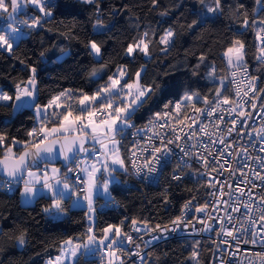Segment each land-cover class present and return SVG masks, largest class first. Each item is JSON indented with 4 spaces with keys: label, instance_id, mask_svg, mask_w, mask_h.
Instances as JSON below:
<instances>
[{
    "label": "trees",
    "instance_id": "obj_1",
    "mask_svg": "<svg viewBox=\"0 0 264 264\" xmlns=\"http://www.w3.org/2000/svg\"><path fill=\"white\" fill-rule=\"evenodd\" d=\"M53 2L63 6L53 8L51 18H43L42 13L27 4L24 13L15 19L26 35L10 53L0 49V90L9 95L15 93L17 84L26 85L32 67L37 68L41 104L64 90H72L73 95H79L81 90L94 93L119 67L132 79L143 68L142 83L154 88V92L135 113L133 122L136 127H142L158 113H167V104L182 103L186 111L191 102L183 100L185 94L216 97V92L221 90L218 81L221 78H226L222 95L230 96L223 53L237 40L245 46L244 62L252 74L261 80L264 78V62L258 58L255 28L256 22L264 27L261 23L264 0L260 3L220 0L219 5L216 0H156L155 3L153 0H96L91 5L82 0ZM209 8L216 9L213 16ZM37 15L41 17V26L30 28L21 23ZM7 16L2 14L0 19L6 25L11 20H7ZM98 20L108 28L95 32ZM202 20L208 23H199ZM1 21L0 35L4 34L6 26H2ZM245 24L248 27H244ZM168 30H172L174 36L171 44L165 46L159 40ZM140 39L149 42L150 55L146 57L139 50L127 55L126 47ZM91 41L101 47L99 60L88 47ZM202 56L204 60L200 59ZM209 69H214L216 80L209 79ZM93 72L97 75L93 76ZM35 123L32 109L13 114L10 107H0V131L10 137L31 139L26 132ZM121 148L123 154H129L127 141L122 142ZM60 167L63 170V166ZM118 176L129 186L111 189L110 200L115 202V209L96 211L94 225L98 237L103 227L113 224H123L124 230L130 233L133 220L147 222L149 226L165 225L180 214L186 201L204 202V179L172 181L169 169H165L157 185L149 186L137 181L129 170ZM102 200L97 199L95 210ZM71 203L72 200L62 201L61 207L67 216L54 219L51 212L43 211L54 209L52 198L40 196L33 205L24 206L21 188L9 194L0 186V264H46L60 256L64 239L86 242L87 211L72 209ZM21 235L25 238L23 246L17 242ZM193 251L198 253L199 264L211 263L213 245L210 241L172 239L150 248L141 264H196L190 258ZM122 259L125 264H135L129 261L126 249ZM80 264H103V260L82 256Z\"/></svg>",
    "mask_w": 264,
    "mask_h": 264
},
{
    "label": "snow or ice",
    "instance_id": "obj_2",
    "mask_svg": "<svg viewBox=\"0 0 264 264\" xmlns=\"http://www.w3.org/2000/svg\"><path fill=\"white\" fill-rule=\"evenodd\" d=\"M87 4H95L96 0H82ZM155 3L156 0H153ZM220 0H216L219 5ZM28 5L33 6L38 13H43L44 17L51 18L53 16L52 9L62 7V4L54 3L53 0H26ZM260 3V0H257ZM18 10L23 11L21 0H0V14H8V18L15 20L16 17L12 15ZM209 12H215V8H209ZM25 26L36 28L41 26V17H30L29 20L22 21ZM193 22V26L195 25ZM201 24L208 23L207 20L199 21ZM264 24V21H261ZM97 27H102V23L98 20ZM244 27H248L247 24ZM12 33L19 35L21 29L18 27L11 28ZM147 37L148 33H144ZM174 33L172 30L160 38L159 43L167 45L171 41ZM257 39L264 44V27H260L257 31ZM0 47L5 51L11 52L13 43L7 35H0ZM91 52L97 57L101 55V47L97 42L91 41L88 45ZM244 44L237 40L232 47L227 48L223 55L227 58L229 66L239 68L244 61ZM139 50L146 57L149 53V42L144 39L134 41L126 47V54L132 55ZM166 50V49H165ZM264 54V47L261 48ZM66 55V53H64ZM43 56V53H41ZM204 60L205 57H201ZM246 68V65H244ZM134 74L132 77L125 78L127 72L123 67L117 68L116 72L112 73L107 82L96 89L94 93H87L80 91L79 95H73L72 90H64L58 94L49 97L46 103L41 104L38 99L37 92V68H31V78L27 80V87L16 85V91L13 95L0 90V107H10L13 114L22 111L25 108L34 110V118H38L33 127L26 132V136L31 139L20 140L15 137H10L7 133L0 131V174L8 177L7 180L0 183V186H8L9 189L13 184L22 185V197L26 202H32L37 196L48 195L52 198V207L57 209L55 218H61L64 210L61 207V202L65 200H72L74 207L86 209L88 213V227L85 231L87 240L84 243L78 242L76 238L64 239L62 241L64 247L60 249L61 255L53 260H49L46 264H67L71 260L72 264H80V257L94 256L100 254L105 264H125L122 256L125 254L127 245L135 243L133 236L124 230L123 224L120 225H107L101 229V234L98 237L94 225V199L99 195H106L111 199V192L109 187L111 184L118 183L117 175L120 172H128V162H131V167L137 176H148L157 172V166L161 164L166 154H170L171 149L168 147L157 148L152 146L153 155L151 159H145L143 164L137 165L136 158L138 153L133 149L130 154H122L121 138L129 129L136 128L133 120L137 110L147 103L150 95L153 94L154 88L148 87L142 83L141 72ZM233 72V77L236 76ZM93 76L97 73L93 72ZM123 81V83H122ZM243 81H240L242 83ZM223 82H221V90L216 92L215 101H210L206 97H201L198 93L189 95L185 94L184 101L201 100L205 104H210V108H198L195 104H191L192 109L199 113V116H193L188 120L187 116H173L171 109H174L176 114L182 112L184 105L182 103H175L165 105L169 109L167 113H158L155 120L149 121V126L143 128H136L135 135L141 132H152L160 138L162 143H165L164 136L155 132L154 129L168 128V131L174 133V137L168 139L166 144L171 145L177 140H181L182 136L177 134L180 130L179 127H171L168 123L169 119L177 122L179 125H185L188 131L184 132V136H196V125L201 123L202 117L214 116L217 111L221 116L215 120L216 129L224 124L223 113L236 114L241 119L232 121L233 126L227 128V133L230 135L235 131V125L240 124L241 128L247 127L243 124V118L250 116L244 109L246 100L241 98V91L238 88L236 91V99H230L228 95H222ZM249 91L256 92L254 84L249 82ZM249 91H244L243 96L248 97ZM264 95V89L260 90ZM119 100L117 104L116 101ZM222 105H230V107L223 108ZM234 105V106H231ZM237 108L240 109L237 112ZM255 109V105H252ZM261 114L264 115V109H261ZM163 120L164 123H158ZM198 131L203 133L204 136L211 139L213 132L208 130V125L201 124ZM132 134V133H129ZM221 145H225L218 155L223 159L224 153L227 152L228 145L221 137H217ZM217 140H212L211 143L215 144ZM91 141V146H89ZM148 143L152 144V136L148 137ZM98 145V147H97ZM19 146V147H17ZM204 150L212 155L209 145H202ZM127 147L126 145L124 146ZM141 147L140 145L137 146ZM192 147H195L193 145ZM243 153L247 155V150L242 149ZM264 151V148H261ZM98 153V155H97ZM83 154V155H81ZM199 155V154H197ZM229 155H233L229 153ZM239 155V154H235ZM199 159L203 165L207 166L210 162L206 157L200 156ZM260 160V167L264 169V158L256 157ZM56 161L63 162V171L60 167L53 166L48 170L49 164H54ZM219 163V161H217ZM225 163L227 161L225 160ZM223 168V164L220 165ZM145 169L147 171L145 172ZM213 170H216L213 168ZM230 170V169H229ZM71 174V175H70ZM243 176L244 173L241 172ZM256 177L264 181V174L260 172L255 173ZM173 179L180 180L179 175H174ZM248 183V181H244ZM83 185V187H80ZM257 187L256 185H252ZM231 188V185H229ZM46 190V191H45ZM239 195L235 197L234 203L239 204L240 196L248 195L249 201L243 202V207L247 210L244 223L248 227H232L228 228L224 225V218H220L221 228L219 234L231 237L232 240L240 242L238 233L241 235L249 234L248 239H244L245 244L252 243L264 245V208H261L262 215L259 217V223L251 215L254 207L252 200L254 199L250 191H245L243 188L236 190ZM229 196L233 194L227 193ZM215 195V194H214ZM224 195L220 193L221 199ZM74 198V199H73ZM261 205H264V191L259 197ZM225 208L231 207L232 212L239 213L240 207H233L231 204H225ZM208 204L203 207H197L195 211L207 213ZM186 211L189 206L184 205ZM44 212H50L49 208L43 209ZM229 224H240V218H234L231 214L226 217ZM132 225L136 232L142 231L138 226L139 221L133 220ZM174 223H183V217L177 218ZM200 223H205L200 220ZM159 227V226H157ZM144 228L147 229V222H144ZM151 231L152 229H148ZM167 229H165L166 231ZM209 230V229H205ZM176 231V229H173ZM257 237H261L257 241ZM159 237H157L158 239ZM18 244L23 246L25 238L23 235L18 237ZM223 243L227 244L225 240ZM141 260L144 259L139 252L135 253ZM254 255L260 257L262 264H264V253H255ZM192 260L199 264L198 253L193 251L190 257Z\"/></svg>",
    "mask_w": 264,
    "mask_h": 264
},
{
    "label": "built area",
    "instance_id": "obj_3",
    "mask_svg": "<svg viewBox=\"0 0 264 264\" xmlns=\"http://www.w3.org/2000/svg\"><path fill=\"white\" fill-rule=\"evenodd\" d=\"M1 25H6L5 21H1ZM15 27L20 28V24ZM264 44L258 39V58L264 62V54L261 52V48ZM224 61L227 68L228 81L230 84V99H236V91L239 88L241 91V98L246 100L247 103L244 105V109L250 116L243 118V124L247 127L241 128L240 124L235 125V131L230 135L227 133V128L232 127V121L241 119L236 114L223 113L224 124L219 126V130L216 129L215 120L221 116V113L217 111L214 116H207L206 114L202 117L201 123L197 124L196 136H184L183 133L188 131L187 121L185 125H179L176 121L169 119L168 123L171 127H179L177 134L182 136L181 140H177L175 143L168 145L166 141L174 137V133L168 131V128L160 129L157 127L154 129L155 132H159L164 136L165 143H162L160 138L150 132H141L138 136L135 135L136 128H143L149 126V121L142 127H136L126 131L125 135L121 138L122 142L127 141L129 145V154L133 149L137 150L138 158H136L137 165L143 164L145 159H151L154 154L152 146L157 148L168 147L171 149L170 154H166L161 164L157 166V172L148 176H137L131 167L129 162V172L137 180L149 186H156L160 177L165 169H169V175L172 181L180 182L187 180L204 179V202L199 201H186L184 205L189 206V210L184 209V205L180 211V214L174 218L171 222L165 225L149 226L144 228V223L140 222L139 227L142 229L140 232L134 230V226L130 227V234L133 236L135 241L132 245L126 246L127 255L130 262L135 264H141V259L135 255L139 252L141 256L153 246L161 244L172 239H195V240H206L210 241L213 245L212 259L210 264H262L260 257L254 255L255 253H264V245L243 242L244 239H248L249 234L241 235L238 233L240 242L232 240L231 237L219 234L221 223L220 218H224V225L228 228L232 227H248L249 225L244 223L245 215L247 210L243 207V202L249 201V196H240V203H234V199L239 193L236 191L238 188H243L245 191H250L252 197V203L254 205L251 215L259 223V217L262 215L261 208L264 205L260 204L259 197L264 191V181L258 179L255 175L256 172L264 174V169L260 167V160L256 157L264 158V115L261 114V109H264V95L261 94L260 90L264 89V78L261 80L258 76L252 74V71L243 61L239 68L235 66H229L227 58L224 56ZM246 65V68L244 67ZM236 72V76L233 77L232 73ZM240 81H243L240 83ZM249 82L254 84L256 92L249 91ZM249 91V96L244 97L243 92ZM210 101H215L214 98H207ZM188 108L184 111V107L181 113L176 114L173 110V116H187L190 121L193 116H199L196 113L191 104H195L198 108H210L212 105L205 104L201 100L190 101ZM255 105V109L252 105ZM234 106V105H231ZM223 108L230 107V105H222ZM240 111L239 108L236 110ZM156 117V116H155ZM155 117L151 120H155ZM158 123H164L163 120ZM201 124L208 125V130L213 132L211 139L204 136L203 133L198 131ZM132 133V134H129ZM152 136V144L148 143V137ZM225 140V144L228 145L227 152L224 153L223 159L218 153L224 149L225 145H221L217 137H221ZM212 140H217L215 144L211 143ZM203 144L209 145L212 155H209L204 150ZM140 145L141 147H137ZM195 145V147H192ZM98 147V146H97ZM242 149L247 150L245 155ZM232 153L233 155H229ZM199 154V155H197ZM239 154V155H235ZM83 155V154H82ZM98 155V153H97ZM200 156L206 157L210 162L207 166L203 165V162L199 159ZM225 160L227 163H225ZM219 161V163H217ZM223 164V168L220 165ZM215 168L216 170H213ZM230 169V170H229ZM147 169H145V172ZM241 172L244 175H241ZM71 175V174H70ZM174 175H179L180 180L173 179ZM6 179L0 178V183ZM248 181V183H244ZM257 187H253L252 185ZM231 185V188H229ZM19 184H13L9 189L8 186H2L5 191L9 194H14L20 189ZM83 187V185H80ZM223 192L224 195L220 196ZM231 192L233 195L229 196L227 193ZM215 194V195H214ZM231 204L233 207H240V212H232V208H225V204ZM208 204L207 213H201L195 211L197 207H203ZM115 202L112 200H102L96 205V211L99 213L107 212L111 209H115ZM231 214L234 218H240V224H229L226 217ZM183 217V223L176 224L174 221ZM200 220H204L205 223H200ZM159 226V227H157ZM148 229H152L149 231ZM165 229H167L165 231ZM176 229V231H173ZM209 229V230H205ZM264 231V228L261 229ZM157 237H159L157 239ZM261 237H257L259 241ZM227 240L225 244L223 241Z\"/></svg>",
    "mask_w": 264,
    "mask_h": 264
},
{
    "label": "rangeland",
    "instance_id": "obj_4",
    "mask_svg": "<svg viewBox=\"0 0 264 264\" xmlns=\"http://www.w3.org/2000/svg\"><path fill=\"white\" fill-rule=\"evenodd\" d=\"M29 6H31V5H29ZM31 7H33V6H31ZM42 15H43V18H45L44 17V14L42 13ZM214 14H213V12L211 13V15L210 16H213ZM0 19H2V14H0ZM1 21V20H0ZM15 25H16V21L14 20H10V22L4 27V34H2V35H7L8 37H9V39H10V42H12L13 43V48L18 44V42L26 35V33L25 32H23V30L20 32V34L19 35H17V34H14V33H12V31H11V28L12 27H15ZM262 25L260 24V23H258V22H256L255 23V28H256V37H257V31L259 30V28L261 27ZM108 27L107 26H103L102 25V27H97V24L95 25V27H94V31L95 32H99V31H104V30H106ZM168 32V31H167ZM166 32V33H167ZM165 33V34H166ZM172 39H173V37H172ZM172 39H171V41L169 42V44H167V45H165V46H169L170 44H171V42H172ZM164 45V44H163ZM0 49H2V50H4L3 49V47H0ZM5 51V50H4ZM6 52H8V53H10L9 51H6ZM93 55H94V57L97 59V60H99L100 59V57H97L94 53H93ZM203 62V61H202ZM209 79L210 80H216L217 79V77H215V73H214V69H209ZM126 79H127V76L125 77ZM219 81V83H220V86H221V82H223V86L225 85V83H226V78H221V79H219L218 80ZM122 83H123V81H122ZM28 85H27V83H26V85L24 86V87H27ZM192 101H194V100H192ZM116 103L118 104L119 103V100H117L116 101ZM16 114V113H15ZM38 118H36V120H37ZM90 145H91V143H90ZM98 146V145H97ZM17 147H19V146H17ZM121 151H122V148H121ZM122 154H123V152H122ZM53 166H48V168H52ZM55 167H60V166H55ZM61 168V167H60ZM62 170V169H61ZM63 171V170H62ZM121 173H123V174H125V173H127V172H121ZM117 179H118V183H115V184H111L110 185V187H109V191L111 192V189L114 187V186H120V187H122V188H128V186H129V183L128 182H123V180L117 175ZM22 187V185L20 186V188ZM22 189V188H21ZM98 198H102L103 200H110L106 195H99V196H97V197H95V199H94V207H95V203H96V201H97V199ZM74 199V198H73ZM30 204L31 205H33L34 203H32V202H30L28 205H24V206H30ZM54 208V207H53ZM71 208L72 209H84V208H80V207H74L73 206V203H71ZM51 213H50V216L51 217H53L54 219H57V218H55V214H56V212H57V209H52L51 211H50ZM64 213H66V212H64ZM65 216H67V213H66V215H64L63 213L61 214V218H64ZM95 216H96V211H95V214H94V223H95ZM87 217H88V213H87ZM61 218H59V219H61ZM87 224H88V218H87ZM63 247H64V245H63ZM127 252V251H126ZM60 255H61V252H60ZM86 257H90V258H101V256H100V254L98 253V254H96V255H94V256H92V255H90V256H86ZM102 259V258H101ZM103 260V259H102ZM67 264H72V262H71V260H69L68 262H67ZM103 264H105V261L103 260Z\"/></svg>",
    "mask_w": 264,
    "mask_h": 264
},
{
    "label": "water",
    "instance_id": "obj_5",
    "mask_svg": "<svg viewBox=\"0 0 264 264\" xmlns=\"http://www.w3.org/2000/svg\"><path fill=\"white\" fill-rule=\"evenodd\" d=\"M21 5L23 6V11H21V10H18L16 13H13L12 15H14L15 17L16 16H20V15H22L23 13H24V11H25V9H26V6H27V3H26V0H21ZM7 20H10L9 18H8V16H7ZM90 142L91 141H89V145H90ZM82 155V154H81ZM63 166V162L62 161H56L54 164H49L48 166ZM0 178H2V179H8V177L7 176H5V175H2V174H0Z\"/></svg>",
    "mask_w": 264,
    "mask_h": 264
},
{
    "label": "crops",
    "instance_id": "obj_6",
    "mask_svg": "<svg viewBox=\"0 0 264 264\" xmlns=\"http://www.w3.org/2000/svg\"><path fill=\"white\" fill-rule=\"evenodd\" d=\"M48 170L50 171L51 169L48 168ZM21 188H22V187H21ZM22 191H23V189H21V193H22ZM45 191H46V190H45ZM43 196L50 197V196H48V195H43ZM38 197H40V196L35 197V198L32 200V203H34L35 200H36ZM50 198H51V197H50ZM101 199H102V198H101ZM21 202H22L23 205H28V204H29V202H26V201L24 200V198L22 197V195H21ZM30 205H31V204H30Z\"/></svg>",
    "mask_w": 264,
    "mask_h": 264
}]
</instances>
